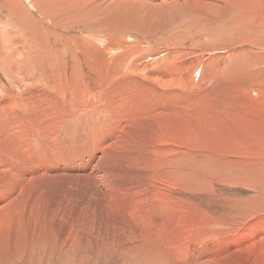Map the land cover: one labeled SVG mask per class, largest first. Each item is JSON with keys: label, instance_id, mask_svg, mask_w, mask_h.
I'll return each mask as SVG.
<instances>
[{"label": "rangeland", "instance_id": "rangeland-1", "mask_svg": "<svg viewBox=\"0 0 264 264\" xmlns=\"http://www.w3.org/2000/svg\"><path fill=\"white\" fill-rule=\"evenodd\" d=\"M133 79L178 94L169 113L200 120L196 131L129 133L143 105ZM263 112L264 0H0V131L22 134L20 168L34 175L9 171L17 204L0 220V264H264ZM94 114L124 127L93 157ZM50 121L47 151L35 136L50 141Z\"/></svg>", "mask_w": 264, "mask_h": 264}, {"label": "bare ground", "instance_id": "bare-ground-1", "mask_svg": "<svg viewBox=\"0 0 264 264\" xmlns=\"http://www.w3.org/2000/svg\"><path fill=\"white\" fill-rule=\"evenodd\" d=\"M136 5V4H135ZM145 7V6H144ZM7 41V40H6ZM9 41V40H8ZM12 41V40H11ZM9 48V47H8ZM195 59V58H194ZM121 60H122V65H121V70H122V72L124 71V70H126V71H128V70H130L131 69V67H132V61H133V59H132V55L131 54H125V55H122L121 56ZM197 66H199V64H198V62L195 64V63H193L192 62V67L195 69V67H197ZM135 67V66H134ZM169 67V66H168ZM192 67H189V69H191L192 70ZM137 70V69H136ZM165 71V70H164ZM170 71V70H169ZM175 71H177V70H175ZM125 72V71H124ZM123 72V73H124ZM156 73H159L158 75H160L162 72H160V70L158 69L157 70V72ZM155 73V75H157ZM167 74V73H166ZM173 74V73H172ZM168 75H169V73H168ZM155 77V76H154ZM165 77V76H164ZM212 77V76H211ZM152 78V77H151ZM168 78V77H167ZM213 78V77H212ZM211 78V79H212ZM155 79H157V78H155ZM164 80V79H163ZM184 80V79H183ZM139 81V80H138ZM156 81H158V80H156ZM210 82H211V80H209ZM155 82V81H154ZM160 82V81H159ZM161 82H162V80H161ZM198 84V83H197ZM140 85V84H139ZM138 85V83H137V81H136V79H133V80H130V81H128L127 83H126V89L128 90V91H133L134 90V92H135V90H139V95H137V99L138 100H133V103L135 104L133 107L135 108V107H137V108H140L141 107V104H143L142 105V107H141V110L140 111H132L133 113H132V115H133V121H132V123H131V125L129 126V128H128V131H129V133H133L134 135L133 136H139V135H141L139 132H138V130L139 129H142V128H138V130H136L135 129V124L137 123V122H139V124H140V122H147V124H148V128L149 129H152V127H153V124H155V125H157L159 128H160V130H163V129H165L167 132L165 133L167 136H169V135H171V132L173 131L174 133L176 132V134H178L179 133V138L183 135V133H184V131L185 130H187V132H189L188 131V129H190L191 127L193 128H191L192 130H195L196 128H197V126L196 125H199V123H200V120H192V121H189V120H187V119H189L186 115H185V117H181V116H178L177 117V115H175V116H171V114L169 113V112H171L172 111V109H171V107L169 106L171 103L172 104H174V103H177L179 100H181V98H180V96L178 95V94H176V96H174L173 94H170V93H168V97H162L161 98V96H159L158 94H157V91L156 90H149V88H146V89H143V88H140V86ZM207 85V84H206ZM232 85V84H231ZM151 86V85H150ZM202 86V85H201ZM162 87V86H161ZM158 89V88H157ZM185 93V92H184ZM167 94V93H166ZM187 95V94H186ZM186 97V96H185ZM187 98V97H186ZM185 99V98H184ZM210 99V98H209ZM217 99V98H216ZM187 100H189V99H187ZM140 101L142 102V103H140ZM185 101V100H184ZM167 103H169V105L167 104ZM179 103V102H178ZM182 103V102H181ZM184 103V102H183ZM148 106H150L152 109L154 108V109H157V108H159L157 111H158V114L159 115H148L147 113V111L148 110H146L147 108H148ZM185 106V105H184ZM90 107V106H89ZM88 107V108H89ZM178 107V106H177ZM182 108V107H181ZM184 108V107H183ZM176 109V108H175ZM78 110V109H77ZM146 110V114H143V112ZM149 110H150V108H149ZM125 111V110H124ZM187 111V110H186ZM113 112V111H112ZM183 112V111H182ZM106 113V112H105ZM51 114V113H50ZM85 114H86V112H85ZM88 114V113H87ZM92 112L90 113V116H92ZM124 114V113H123ZM131 114V113H130ZM179 114V113H178ZM183 114H185V113H183ZM263 114H264V112H263ZM57 115V114H56ZM146 115V116H145ZM173 115V114H172ZM182 115V114H181ZM104 116H106V114H94L93 115V118L92 119H90V120H87V121H85L84 122V125H85V127H88L89 126V124L91 123V122H93V119H97L96 121H97V124L96 125H98V127L96 128V127H89V131H90V136L92 137V141H91V143H93V144H95L94 146H93V149L91 150V153H90V151H89V155H92L93 157H94V153H96V151L98 150H100V147L102 146V143H101V138L102 137H105V136H108V135H118V134H121V132H119V129L120 130H122L123 129V127L121 128L120 126H119V124H114V126L112 125V126H110V127H108L109 126V123L108 122H105L104 121ZM52 117V116H51ZM50 117V118H51ZM171 117H174L173 119H171ZM73 118V117H72ZM72 118H70V119H72ZM75 118V117H74ZM131 118V117H130ZM131 118V119H132ZM200 119H202L201 117H199ZM261 118H263V117H261ZM41 119V118H40ZM52 119V118H51ZM126 119H128V118H126ZM39 120V119H38ZM43 120V119H42ZM121 120V119H120ZM170 120H172L171 122H170ZM95 121V122H96ZM164 121V124L162 125V122ZM52 122L53 121H50L49 122V124L47 125V123H45L44 122V125L46 126V128H48V129H46V132H44L45 133V135L46 136H48L51 140H53V141H48L47 139H40V138H38L40 135H37V136H35L36 138H35V140H36V142H39V141H41V142H44L43 143V145H41V146H39L40 148H44L45 150H47V151H52L53 149H51L50 148V146H52V145H54V148L56 147L55 145L57 144L56 143V138H57V136H58V131H57V129L56 130H54V129H52L51 130V134L49 133V129L50 128H53V126H52ZM118 122H119V120H118ZM125 122H126V120H125ZM53 123H55V122H53ZM111 123V122H110ZM128 123H130V121L128 122ZM39 124V123H38ZM81 125V124H80ZM141 125H144V124H141ZM140 125V126H141ZM146 125V124H145ZM262 125V124H261ZM4 126V125H3ZM74 126V125H73ZM7 127V126H6ZM40 127V126H39ZM76 127V126H75ZM112 127H114L115 129H116V131H114V133H113V131H112ZM126 127V126H125ZM143 127V126H142ZM208 127V126H207ZM4 128H5V126H4ZM3 128V130L4 131H0V143L3 145L4 144V147H2V149L0 150V152H3V155L6 157V159L7 160H5V158H4V160L3 161H0V220H2L3 219V216H5L6 214H8V213H10V209L11 208H13V206L14 205H16L17 204V202L16 203H13L12 204V202H14V199H16L17 200V197L15 196V190H12V187H11V184H10V178H13V176H14V179L16 178L15 177V175L14 174H12V173H10L9 171H13V168H19L20 169V171L21 172H23L24 173V175H25V177H28L29 178V181L31 180L30 179V175H32V176H34L30 171L31 170H28V168H25V167H22V168H20V164L22 163V161H21V157L22 156H24L26 153V151H27V148L26 149H24V143H22V134L21 133H19V137H16L17 135H14V133H15V131L14 130H10V132H9V134H10V136L11 137H13V139H14V141H10L9 140V135H8V132H7V128H5L4 129ZM34 128H35V126H34ZM155 128V127H154ZM158 128V129H159ZM204 128H206L205 126H204ZM127 129V128H126ZM144 129V128H143ZM114 130V129H113ZM198 130H199V128H198ZM38 132L37 133H41V132H43V131H40V130H37ZM148 131V130H147ZM150 131V130H149ZM155 131V130H154ZM196 131V130H195ZM201 131V130H200ZM3 132H5V134H3ZM126 132V131H125ZM141 132V131H140ZM158 132V131H157ZM145 133H148V132H145ZM192 133V132H191ZM84 134V133H83ZM159 134H161L160 132H159ZM194 134V133H193ZM29 135L30 136H33V135H31V132L29 133ZM35 135V134H34ZM128 135H130V134H128ZM127 135V137H129ZM158 135V134H157ZM2 136L4 137V140H3V138H2ZM143 138H146V137H144V135H141ZM175 136V135H174ZM72 139H73V137L72 136H70ZM118 137H120V135H118ZM126 137V138H127ZM132 137V136H131ZM149 137V136H148ZM25 138L27 139V136H25ZM75 138V137H74ZM136 138V137H135ZM163 138V136L160 138V139H162ZM177 138V137H176ZM179 138H177V141H179ZM79 139V138H78ZM118 139V138H117ZM122 139V138H121ZM138 139V138H137ZM149 139V138H148ZM159 139V140H160ZM71 140V139H70ZM74 140V139H73ZM127 140V139H126ZM145 140H147V139H145ZM144 140V141H145ZM174 140V139H173ZM5 141V142H4ZM79 141V140H78ZM114 141V140H113ZM124 141V140H123ZM129 141V140H128ZM155 141V139L153 138V140H152V138H150L149 139V142H150V145H151V147L153 146V142ZM161 141V140H160ZM160 141H158V142H160ZM166 141V140H165ZM176 141V140H175ZM57 142H58V140H57ZM80 142V141H79ZM133 142V141H132ZM147 142V141H146ZM128 143V142H127ZM127 143H125V144H127ZM137 143V142H136ZM168 141H166L165 143H164V145L163 146H161V148L159 149V150H157L158 152L159 151H164V149L163 148H165L166 150L168 149V148H166L167 146H169L168 145ZM6 144V145H5ZM76 144V143H75ZM129 144V146L130 145H133V144H131V142H129L128 143ZM127 144V145H128ZM170 144V143H169ZM62 145V144H61ZM68 145H69V143H68ZM74 145V144H73ZM123 145V144H122ZM9 146H11V147H9ZM25 146H26V144H25ZM105 146V145H104ZM116 146V145H115ZM165 146V147H164ZM59 147H60V145H59ZM131 147H133V146H130V148ZM62 148V147H61ZM71 148H74V147H71ZM67 149V148H66ZM104 149V148H103ZM114 149V148H113ZM139 149V148H138ZM170 149V148H169ZM62 150V149H61ZM134 150V149H133ZM147 150V149H146ZM156 150H154L153 149V153L156 151ZM43 151V150H42ZM65 151V150H64ZM75 151V150H74ZM135 151H136V149H135ZM149 151V150H148ZM70 152V151H69ZM124 152H125V150H124ZM131 152V151H130ZM133 152V151H132ZM42 153V152H41ZM64 153V152H63ZM72 153V152H71ZM75 153V152H74ZM112 153V152H111ZM62 154V153H61ZM113 154V153H112ZM148 154V153H147ZM2 155V156H3ZM47 155V154H46ZM26 156V155H25ZM41 156V155H40ZM72 156V155H71ZM114 156V155H113ZM9 157H13L10 161H8V158ZM45 157V156H44ZM135 157H137V156H135ZM138 157H139V155H138ZM138 157L136 158V159H138ZM3 158V157H2ZM27 158H28V156H27ZM57 158V157H56ZM134 158V157H133ZM23 159V158H22ZM41 160V159H40ZM40 160L39 159H36V162H35V166H36V170H37V173H40V171H41V162H40ZM44 160V159H43ZM64 160V159H63ZM75 160V159H74ZM86 160V159H85ZM25 161V160H24ZM52 161V160H51ZM70 161V160H69ZM68 161V162H69ZM73 161V160H72ZM71 161V162H72ZM110 161V160H109ZM137 161V160H136ZM139 161V160H138ZM147 161V160H146ZM30 162V161H29ZM53 162V161H52ZM149 162V161H148ZM45 163V162H44ZM44 163H42V164H44ZM104 163V162H103ZM140 163H142L141 161H140ZM24 164V163H23ZM64 164V163H63ZM71 164V163H70ZM145 164V163H144ZM148 164V163H147ZM47 165H48V163H47ZM110 165V164H109ZM25 166V165H24ZM31 166H33V165H31ZM138 166V165H137ZM140 166V165H139ZM141 166H143V165H141ZM9 167V168H8ZM145 167V166H144ZM40 169V170H39ZM45 171V170H44ZM46 172H51L50 170L49 171H46ZM145 172V171H144ZM140 173V172H139ZM143 173V172H142ZM141 174V173H140ZM46 175H47V173H46ZM50 175V174H49ZM139 175V174H138ZM37 176V175H36ZM43 176V175H42ZM140 177V176H139ZM13 179V180H14ZM22 179V178H21ZM36 180H37V178H35ZM142 179H144V178H142ZM9 180V181H8ZM18 180V179H17ZM33 180H34V178H33ZM27 181V180H26ZM18 182V181H17ZM28 182V181H27ZM31 182H33V181H31ZM39 182V181H38ZM24 183H26V182H24ZM30 185V184H29ZM34 186H36V183H35V185ZM14 187V186H13ZM148 187V186H147ZM21 188H24V186L23 187H21ZM20 188V189H21ZM25 189V188H24ZM145 189V188H144ZM148 189V188H147ZM149 190H150V187H149ZM140 191V190H139ZM144 191H146V190H144ZM143 191V192H144ZM148 191V190H147ZM192 192V191H191ZM142 193V192H141ZM147 192H145V194H146ZM159 193H161L160 191H159ZM158 193V194H159ZM28 194V193H27ZM26 193H25V195L26 196H28ZM150 194V193H149ZM163 194V193H162ZM22 195L24 196V194L22 193ZM36 195H37V193H36ZM137 195H139V194H137ZM141 195V194H140ZM142 196V195H141ZM139 197V196H136V198L137 197H139V198H142V197ZM144 197H145V195H143ZM159 196H160V194H159ZM156 197V196H155ZM28 198V197H27ZM138 198V199H139ZM162 198V197H161ZM161 198H158L157 197V199H160L161 200ZM144 199V198H143ZM156 199V200H157ZM15 200V201H16ZM32 200V199H31ZM141 200V199H140ZM29 201V200H28ZM37 200H34V202H36ZM146 201V200H145ZM149 201V200H148ZM163 201V200H162ZM8 202H11V204H8ZM150 202V201H149ZM152 202V201H151ZM159 202H161V201H159ZM25 203V202H24ZM30 203H31V201H30ZM37 203V202H36ZM147 203V202H146ZM162 203V202H161ZM160 203V204H161ZM32 204V203H31ZM31 204L29 205V206H31ZM39 204V203H38ZM37 204V205H38ZM140 204H142V202L140 203ZM36 205V204H35ZM143 205V204H142ZM147 205V204H146ZM155 205H156V203H155ZM39 206V205H38ZM41 206V205H40ZM45 206V205H44ZM143 206H145V205H143ZM165 206H167L166 208H165V211H168L170 208H169V206H168V204H166L165 203ZM25 207V206H24ZM154 207V206H153ZM28 208V207H27ZM156 208V213L154 212L153 213V216L152 215H149V214H146V216L150 219H153V220H149L151 223H153L152 221H154V218L156 219L157 218V213H158V210L160 211V209L158 208V206L157 207H155ZM163 208V207H162ZM161 208V209H162ZM179 211L181 210L180 208H178V207H176ZM23 209V208H22ZM25 209V208H24ZM23 209V210H24ZM30 209V208H29ZM41 209V208H40ZM39 209V210H40ZM164 209V208H163ZM163 209L161 210V211H163ZM28 210V209H27ZM26 210V211H27ZM25 211V212H26ZM176 211V213H177V210H175ZM179 211H178V213H179ZM30 212H32L31 210H30ZM29 212V213H30ZM145 212H149V211H145ZM152 212V211H151ZM20 213V212H19ZM40 213H42V212H40ZM16 214H18V212L16 213ZM21 214V213H20ZM159 214V213H158ZM177 215V214H176ZM12 216V215H11ZM20 216H22V214L21 215H18V217H20ZM166 216V215H165ZM159 217V216H158ZM121 218V217H120ZM123 218H124V216H123ZM147 218V219H148ZM164 218H166V217H164ZM164 218H162V215H161V218H160V220L162 221V222H164L166 219H164ZM168 218V217H167ZM169 219V218H168ZM4 220V219H3ZM128 220V219H127ZM126 220V221H127ZM125 221V222H126ZM170 221V220H169ZM169 221H167L166 223H165V225L169 222ZM118 222V221H117ZM123 222V221H122ZM155 223H157L158 224V221L157 222H155ZM154 223V224H155ZM125 224V223H124ZM127 225V224H126ZM129 226V225H128ZM120 227V226H119ZM124 227V226H123ZM127 227V226H126ZM116 228V227H115ZM256 228H261V229H263L264 230V225H263V221H261L260 223H257L256 224ZM163 229L161 228L160 230H157V232L159 231V232H161ZM3 261V260H2Z\"/></svg>", "mask_w": 264, "mask_h": 264}]
</instances>
